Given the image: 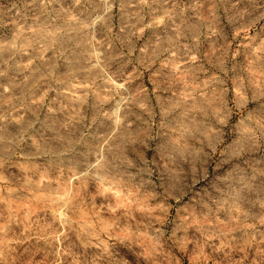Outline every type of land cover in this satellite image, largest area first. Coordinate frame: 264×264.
Wrapping results in <instances>:
<instances>
[{
  "label": "rangeland",
  "instance_id": "obj_1",
  "mask_svg": "<svg viewBox=\"0 0 264 264\" xmlns=\"http://www.w3.org/2000/svg\"><path fill=\"white\" fill-rule=\"evenodd\" d=\"M0 264H264V0H0Z\"/></svg>",
  "mask_w": 264,
  "mask_h": 264
},
{
  "label": "bare ground",
  "instance_id": "obj_2",
  "mask_svg": "<svg viewBox=\"0 0 264 264\" xmlns=\"http://www.w3.org/2000/svg\"><path fill=\"white\" fill-rule=\"evenodd\" d=\"M80 91V90H79Z\"/></svg>",
  "mask_w": 264,
  "mask_h": 264
}]
</instances>
